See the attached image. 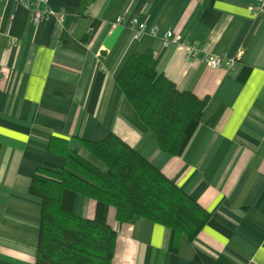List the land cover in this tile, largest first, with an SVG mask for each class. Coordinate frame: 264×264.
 <instances>
[{
	"label": "crops",
	"instance_id": "crops-1",
	"mask_svg": "<svg viewBox=\"0 0 264 264\" xmlns=\"http://www.w3.org/2000/svg\"><path fill=\"white\" fill-rule=\"evenodd\" d=\"M255 3L49 0L51 14L32 24L18 1L0 0V264L35 262L41 202L29 193L31 179L39 166H65L49 140L66 138L100 167L76 137L109 133L209 213L188 240L144 218L119 224L109 207L117 230L110 264H264V14ZM132 17L156 33L134 38ZM166 31L180 41L164 44ZM187 44L197 48L192 59ZM146 50L179 90L208 97L180 155L161 150L115 81L126 58ZM205 55L222 56V64L207 66ZM95 211L93 199L74 196V214Z\"/></svg>",
	"mask_w": 264,
	"mask_h": 264
},
{
	"label": "trees",
	"instance_id": "trees-1",
	"mask_svg": "<svg viewBox=\"0 0 264 264\" xmlns=\"http://www.w3.org/2000/svg\"><path fill=\"white\" fill-rule=\"evenodd\" d=\"M153 61L151 50L128 56L115 81L161 150L180 155L208 97L179 90ZM76 139L101 166L81 157L66 138L49 140L48 150L63 156L65 166H39L31 179L29 193L41 202L34 264H110L117 230L107 222L109 207L119 224L144 218L171 228L175 237H196L209 213L137 150L114 133L97 141ZM76 194L96 202L93 218L74 214Z\"/></svg>",
	"mask_w": 264,
	"mask_h": 264
},
{
	"label": "built area",
	"instance_id": "built-area-1",
	"mask_svg": "<svg viewBox=\"0 0 264 264\" xmlns=\"http://www.w3.org/2000/svg\"><path fill=\"white\" fill-rule=\"evenodd\" d=\"M23 7L27 9L30 15V20L32 24H35L41 20L46 19L51 14V9L49 7V0H16ZM254 11L257 14H264V0H256ZM62 18V15H60ZM122 21L121 16H117L115 19V23H120ZM130 24L133 27V37L138 38L142 34L148 32L147 25L143 20L138 19L137 17H132L130 19ZM151 33H156V28H151L149 30ZM180 41V36L174 34L172 31H166L163 36L164 44L168 42L177 43ZM197 48L194 45L187 44L186 45V57L187 59H192L196 56ZM223 57L222 56H208L205 55L203 57V62L209 67H219L222 64ZM228 65H232L234 61L230 60L226 62Z\"/></svg>",
	"mask_w": 264,
	"mask_h": 264
},
{
	"label": "water",
	"instance_id": "water-1",
	"mask_svg": "<svg viewBox=\"0 0 264 264\" xmlns=\"http://www.w3.org/2000/svg\"><path fill=\"white\" fill-rule=\"evenodd\" d=\"M102 54V53H101Z\"/></svg>",
	"mask_w": 264,
	"mask_h": 264
}]
</instances>
